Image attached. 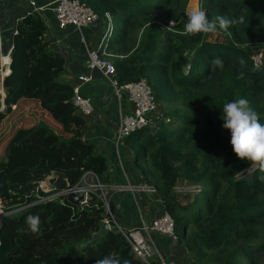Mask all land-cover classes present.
<instances>
[{
    "label": "trees",
    "instance_id": "1",
    "mask_svg": "<svg viewBox=\"0 0 264 264\" xmlns=\"http://www.w3.org/2000/svg\"><path fill=\"white\" fill-rule=\"evenodd\" d=\"M80 1L111 26L102 48L115 51L117 82L145 78L160 109L157 128L140 126L124 139L142 184L155 187L173 217L175 240L197 264H260L264 172L233 151L222 107L245 98L264 123V61L251 58L264 47V0H197L209 19L242 18L220 30L223 41L182 34L191 0ZM44 32L35 10L10 32L9 70L0 85V264H96L109 254L120 264H146L115 227L88 241L106 216L96 197L78 207L64 196L35 201L36 192L44 193L36 183L51 170L63 172L71 186L85 170L109 180L104 155L81 137L84 117L61 77L63 57ZM216 57L224 67L211 71ZM177 181L200 185L185 205L172 190ZM29 215L39 216L38 233L28 229Z\"/></svg>",
    "mask_w": 264,
    "mask_h": 264
},
{
    "label": "crops",
    "instance_id": "2",
    "mask_svg": "<svg viewBox=\"0 0 264 264\" xmlns=\"http://www.w3.org/2000/svg\"><path fill=\"white\" fill-rule=\"evenodd\" d=\"M34 10L42 15L45 25L44 37L49 47L63 57L61 77L74 83L75 75L84 71L86 48L96 45L101 29L78 30L72 25L58 27L50 0H0V34L3 32L9 36L5 49L11 45L10 32L15 22L25 13ZM258 50L264 55V48L258 47ZM79 92L90 96L92 101V111L82 115L84 125L81 137L92 141L95 150L102 153L107 161V183L110 186L106 194L109 196L112 214L125 228L139 227L157 216L164 207L160 197L154 195V192L131 187L132 184H142V177L131 165V149L127 141H115V128L120 115L129 112L128 102L123 92H120L119 96L116 95L112 86L96 70L93 71L90 82L80 85ZM115 184L118 185L114 186ZM189 201L180 200L183 205ZM150 239L164 261L174 264H197L187 257L186 249L177 240L156 231L150 232Z\"/></svg>",
    "mask_w": 264,
    "mask_h": 264
},
{
    "label": "built area",
    "instance_id": "3",
    "mask_svg": "<svg viewBox=\"0 0 264 264\" xmlns=\"http://www.w3.org/2000/svg\"><path fill=\"white\" fill-rule=\"evenodd\" d=\"M52 4L53 14L58 27L72 25L76 29L81 28L101 29L96 45L92 48H86V60L84 71L75 75L76 81L71 83L72 95L71 104L77 113L87 115L92 111V101L90 96L82 95L79 87L83 83L90 82L93 71H98L112 86L115 94L119 96L120 92L128 102L129 112L120 115L115 128V141L119 142L124 139L131 130L140 126L149 125L152 129L157 128L155 118L159 116L158 105L152 94L151 88L145 78L129 80L118 83L114 76V66L112 59L108 58L113 54L102 48L105 37L111 32L109 22L103 26L98 14L85 2L80 0H50ZM104 16L109 19V14L104 12ZM109 21V20H108ZM173 21H169L170 23ZM171 23V24H172ZM82 41V36L80 35ZM11 46V45H10ZM9 50L10 47L3 50L0 43V78L9 70ZM261 51L251 52V58L255 62H261ZM153 119L151 120V118ZM115 184L114 186H117ZM108 183H101L94 173L85 170L80 177L78 184L72 185L70 188L62 192L48 191L43 194L36 192V202L53 199L55 197L65 196L67 191H73L76 194H83L80 204L86 203L87 199L96 197L102 203V207L106 212V216L102 218L104 229L115 227L129 243L130 249L134 255L142 259L146 264H174L171 261H164L161 254L156 249L154 243L150 239V232H159L167 235L170 239L175 240L173 231V217L163 210L157 216L147 223H142L139 227H123L113 216L109 209V196L106 190L109 188ZM131 187L145 189L149 192H155V187L149 184H132ZM36 191L40 189L39 181L35 186ZM200 189V185L195 182L177 181L172 185V190L178 194L195 193ZM79 204V205H80ZM4 214L0 201V217Z\"/></svg>",
    "mask_w": 264,
    "mask_h": 264
},
{
    "label": "clouds",
    "instance_id": "4",
    "mask_svg": "<svg viewBox=\"0 0 264 264\" xmlns=\"http://www.w3.org/2000/svg\"><path fill=\"white\" fill-rule=\"evenodd\" d=\"M186 16L187 22L182 33L184 35L215 34L218 30H227L242 22V18L238 21L223 16L209 19L204 10L188 11ZM240 63H244L243 59ZM223 67L224 62L219 57L211 61V71ZM238 78H243V72L238 74ZM222 119L224 121L222 127L231 133L230 143L237 157L249 161L252 169L258 168L264 172V123H261L259 113L250 107L247 99L239 98L223 105ZM26 224L32 233L40 231L38 215L27 216ZM96 264H120V261L109 254L96 260ZM125 264L128 262L125 261Z\"/></svg>",
    "mask_w": 264,
    "mask_h": 264
},
{
    "label": "water",
    "instance_id": "5",
    "mask_svg": "<svg viewBox=\"0 0 264 264\" xmlns=\"http://www.w3.org/2000/svg\"><path fill=\"white\" fill-rule=\"evenodd\" d=\"M2 77L0 78V85H1ZM153 117L151 118V120ZM40 190L44 192L48 191H55V192H62L67 188H70L71 185L67 182V179L64 177L63 172L57 170H51L47 173L40 181ZM65 200L72 204L75 207H78L80 204V200L83 198V194H76L73 191H67L65 196ZM104 223L100 222L99 227L97 230L91 232V237L88 241H92L95 235L98 233L103 232ZM87 241V240H86Z\"/></svg>",
    "mask_w": 264,
    "mask_h": 264
},
{
    "label": "rangeland",
    "instance_id": "6",
    "mask_svg": "<svg viewBox=\"0 0 264 264\" xmlns=\"http://www.w3.org/2000/svg\"><path fill=\"white\" fill-rule=\"evenodd\" d=\"M192 10H201L199 8V6H198V1L197 0H191V1H189L187 3L186 13L188 11H192ZM173 23H174V21H173ZM207 39L215 40V41H223L224 40V35H223V33L220 30H218L217 33H215V34L209 33L207 35ZM8 42H9V36L8 35H4L3 32H1V34H0V43H1V47H2L3 50L5 49V47L8 44ZM261 48H264V47H261ZM254 51H257V50H252V52H254ZM109 52H111L113 54L112 56H114V54H115L114 50H110ZM262 52L264 53V51H262ZM112 56H109L108 58L112 59L113 58ZM261 61H264V55L263 54L261 55ZM158 112L160 113V109L159 108H158ZM10 120H12V118H10ZM128 145L131 147V143H128ZM133 168L139 173V171H138L139 168L138 167L134 166ZM195 193H196V191H195ZM193 194L194 193H190L189 192V193H186V194H183V195H177V196H178L179 200H182V201L187 200V201H189V200H191ZM257 260H258V262L260 264H264V250L259 254Z\"/></svg>",
    "mask_w": 264,
    "mask_h": 264
}]
</instances>
